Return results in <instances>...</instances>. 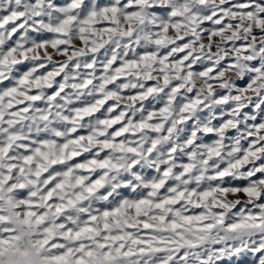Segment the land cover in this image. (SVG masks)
I'll return each mask as SVG.
<instances>
[{
    "label": "snow or ice",
    "instance_id": "obj_1",
    "mask_svg": "<svg viewBox=\"0 0 264 264\" xmlns=\"http://www.w3.org/2000/svg\"><path fill=\"white\" fill-rule=\"evenodd\" d=\"M0 264H264V0H0Z\"/></svg>",
    "mask_w": 264,
    "mask_h": 264
}]
</instances>
